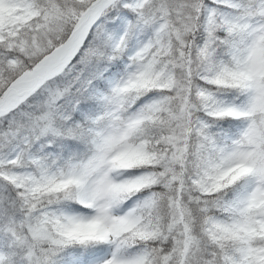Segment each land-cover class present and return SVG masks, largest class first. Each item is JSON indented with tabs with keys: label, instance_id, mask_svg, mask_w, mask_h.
Instances as JSON below:
<instances>
[{
	"label": "snow or ice",
	"instance_id": "snow-or-ice-1",
	"mask_svg": "<svg viewBox=\"0 0 264 264\" xmlns=\"http://www.w3.org/2000/svg\"><path fill=\"white\" fill-rule=\"evenodd\" d=\"M0 264H264V0H0Z\"/></svg>",
	"mask_w": 264,
	"mask_h": 264
}]
</instances>
